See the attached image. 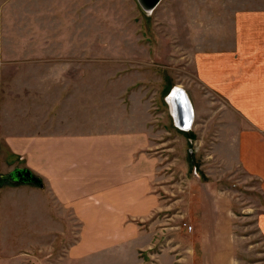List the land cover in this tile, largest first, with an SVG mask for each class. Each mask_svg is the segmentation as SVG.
Listing matches in <instances>:
<instances>
[{"label": "crops", "instance_id": "obj_1", "mask_svg": "<svg viewBox=\"0 0 264 264\" xmlns=\"http://www.w3.org/2000/svg\"><path fill=\"white\" fill-rule=\"evenodd\" d=\"M61 7L59 0L54 4L52 0H0V122L28 118L33 128L30 134L15 125L2 128L0 142L9 156L20 155L25 162L24 167L8 166L27 168L43 181L41 187L12 180L2 183L0 173V264H25L22 249L29 252L27 264H175L178 251L172 250L165 233L171 227H159L163 204L152 191L158 158L149 148L151 133L146 129L133 134L106 132L110 143L97 145L99 139L84 135L83 130L84 118L131 121L127 108L132 102H138L135 107H149L142 85L137 87L144 76L138 64L142 67L145 53L152 58L148 50H136L137 44L144 46V36L125 35L119 41L123 66L109 71L113 77L109 76L108 84L109 90L114 86L117 92L101 109L100 58L92 56L93 66L85 65L83 25L78 18L82 9ZM199 9L209 6L205 3ZM236 10L230 9L234 19L228 24L235 32L229 35L232 48L223 45L212 50L204 39L201 50L183 57L192 63L206 90L235 92L230 103L224 94L225 111L231 108L242 127L234 135L229 119H220L226 124L228 147H238L237 167L258 182L261 200L252 222L256 233L250 234L264 242V11L253 12L251 35H245ZM214 11H221L220 17L226 13L221 6ZM201 22L208 23L199 20L194 28H201ZM226 26L220 24L221 33ZM177 85H162L161 90L168 96ZM229 201L226 191L209 197V210L202 216L206 228L199 237L201 257L196 259L191 250L189 260L212 264L214 258L215 264H235L231 220L237 215ZM48 236L54 239L48 242ZM157 246L156 258L147 260ZM14 247L16 254L11 257ZM56 251H60L59 261L53 263L49 260L57 256Z\"/></svg>", "mask_w": 264, "mask_h": 264}, {"label": "rangeland", "instance_id": "obj_2", "mask_svg": "<svg viewBox=\"0 0 264 264\" xmlns=\"http://www.w3.org/2000/svg\"><path fill=\"white\" fill-rule=\"evenodd\" d=\"M59 1L63 5L61 8L82 9L81 13L78 11L80 14L78 18L83 25L85 65L93 66L92 62H89L92 56L100 58L98 63L101 74L97 77L101 109L110 100V94L115 95L117 92L114 91V86L109 90L108 84H110L109 79L113 77L109 71L123 66V43L119 41L125 35L136 38L140 35L144 36L142 39L144 46L140 47L137 44L136 50H140L138 48L148 50L152 58H146L145 53L142 67L138 64L137 70L144 71V76L137 81L139 84L137 87L142 85L145 93L143 99L149 107L146 105L135 107L134 104L138 102H132V107L127 108V111L130 109L132 112L131 121H123V118H84L83 130L84 135H95L97 140L99 139L97 145L110 143L106 139V132L133 134L148 130L147 133H151L152 144L149 148L158 158L152 178L154 183L152 191L157 193L163 204L158 212L159 227H171L165 229L167 230L165 233L169 245L174 246L172 250L178 251L177 258L180 259L175 264H196L187 256L191 254V250L195 251L196 259L201 257L199 237L206 228L202 216L209 210V197L218 195L220 191L228 193L229 204L237 215L236 218L232 216L231 220L233 222L231 243L234 248L235 264H253V262L264 264V242L259 241L256 235L250 234L256 233L252 222L255 220L254 213L259 205L258 201L261 200L258 182L237 167L238 147L237 145L228 147L223 128L226 124H222L220 119L226 117L229 119L228 125L234 135L242 127L241 123L232 116L235 112L231 108L225 111V103L231 102L230 96L235 92L206 90L193 73L192 63L189 64V60L183 57L190 55L193 50H201L204 39L212 50H219L223 45L232 48L234 40L229 35L235 32L233 26L232 30L228 25L234 19L232 8L238 9L235 15L241 20L243 33L251 35L250 23L256 18L253 12L264 11V0H161L151 12L143 11L136 0ZM52 2L54 4L57 0ZM187 2L190 4L181 5ZM217 2L222 3L219 5ZM205 3L208 4L209 9H199L204 8ZM218 6L226 9L222 17H220L221 11L219 13L214 11ZM204 19L208 22L206 26L201 22L203 24L201 28L198 26L194 28L199 20L204 21ZM222 22L227 24L222 29L227 33L225 35L221 33ZM88 36L92 37L89 39ZM245 45L249 47L251 43ZM98 63H94V66ZM175 84L179 85L175 87H180L191 103L193 122L189 128L181 129V126L175 122L173 113L169 111V97L172 94L170 92L174 87L168 91L170 93L168 96L165 94L166 90H161L162 85ZM134 87L136 85L132 88ZM224 94L229 97L227 101ZM164 95L167 96V101ZM240 118L245 117L240 116ZM13 125L24 134H30L33 129L32 124H28V118H20L19 122H13L12 118H3L0 129L8 130ZM190 132L194 134L191 135ZM188 136L194 138L190 140ZM7 153V149L0 142V173L4 174L2 183L11 180L9 173L13 170V165L7 164H17L15 167L25 165L20 155H17L18 159ZM215 207L219 210V204ZM147 221L149 219L145 220ZM188 225L192 226L190 231L187 230ZM154 226L157 227L158 223L155 222ZM39 233L41 241H45L43 232ZM51 239H54V236H48V242ZM22 245L27 247V242ZM14 249L15 247L9 251L11 257L16 254ZM158 251V246L151 250L150 255L146 257L147 260L156 258ZM20 253H23L21 256L27 264L28 250L22 249ZM55 253L57 256L49 261L58 263L60 251ZM211 263L215 264L214 258Z\"/></svg>", "mask_w": 264, "mask_h": 264}, {"label": "water", "instance_id": "obj_3", "mask_svg": "<svg viewBox=\"0 0 264 264\" xmlns=\"http://www.w3.org/2000/svg\"><path fill=\"white\" fill-rule=\"evenodd\" d=\"M136 1L140 5V7L143 9V11L151 12L152 10L156 8V6L160 3L161 0H136ZM174 90L176 91L175 97H174L176 100V103H177V98L179 97L183 101V104L186 105L187 107V110H185L184 105L181 106L180 105L181 103L179 101L178 102L179 106L177 104L179 109H176L177 113H176V117H174V120L175 122L176 120H178L179 122L178 125L183 127L181 125V122L184 119V121L187 123V126H188L189 124L188 121L192 120L191 118H193L190 112V110H192L191 103L189 102V99L187 98V95L183 92V90H179L176 87H174L171 93H173ZM183 128H186V127L184 126ZM9 176L12 181L17 182V183H31L39 187L43 186V181L41 177L33 173L27 168H14L9 173Z\"/></svg>", "mask_w": 264, "mask_h": 264}, {"label": "bare ground", "instance_id": "obj_4", "mask_svg": "<svg viewBox=\"0 0 264 264\" xmlns=\"http://www.w3.org/2000/svg\"><path fill=\"white\" fill-rule=\"evenodd\" d=\"M177 89L181 90L180 87H178ZM175 92H176V91L174 90V92L171 94V97H169V104H170V105H169V111H171V113H173V115H174L173 117H176V113H177V112H176V109H179V107H178V106H179L178 102L180 101V103H181L180 105H181V106L184 105V104H183V101H182L181 98H179V97L177 98V103H176V100H175V98H174V97H175ZM179 95H180V94H179ZM189 102H190V101H189ZM177 104H178V106H177ZM177 107H178V108H177ZM184 107H185V110H187L186 105H184ZM191 108H192V107H191ZM190 112H191V115H192L193 110H190ZM175 119H176V118H175ZM191 119H192V118H191ZM188 122H189V124H190V123H192L193 121H192V120H191V121L189 120ZM176 123L179 124L178 120H176ZM189 124H188V126H189ZM181 125H182L183 127L185 126L186 128H188L187 123L184 121V119L182 120Z\"/></svg>", "mask_w": 264, "mask_h": 264}, {"label": "built area", "instance_id": "obj_5", "mask_svg": "<svg viewBox=\"0 0 264 264\" xmlns=\"http://www.w3.org/2000/svg\"><path fill=\"white\" fill-rule=\"evenodd\" d=\"M166 101H167V100H166ZM191 229H192V226H191V225H188V226H187V230L190 231Z\"/></svg>", "mask_w": 264, "mask_h": 264}]
</instances>
